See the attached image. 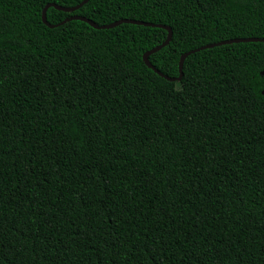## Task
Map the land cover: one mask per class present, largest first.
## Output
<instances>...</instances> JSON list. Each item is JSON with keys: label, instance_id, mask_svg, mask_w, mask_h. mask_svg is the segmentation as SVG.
I'll return each mask as SVG.
<instances>
[{"label": "trees", "instance_id": "16d2710c", "mask_svg": "<svg viewBox=\"0 0 264 264\" xmlns=\"http://www.w3.org/2000/svg\"><path fill=\"white\" fill-rule=\"evenodd\" d=\"M0 0V264H264V42ZM169 26L150 55L264 38V0H89Z\"/></svg>", "mask_w": 264, "mask_h": 264}, {"label": "water", "instance_id": "95a60500", "mask_svg": "<svg viewBox=\"0 0 264 264\" xmlns=\"http://www.w3.org/2000/svg\"><path fill=\"white\" fill-rule=\"evenodd\" d=\"M89 0H84L83 2H81L79 5L77 6H74V7H64V6H60V5H57L55 3H50L48 5L45 6V8L43 9V13H42V20L43 22L53 28V27H56V26H59V25H62L68 21H71V20H82V21H85L87 23H89L92 27L96 28V29H110V28H114L118 25H121V24H124V23H131V24H137V25H144V26H152V27H160V28H164L165 30L168 31V36H167V39L166 41H164L162 44L152 48L151 50L147 51L144 55H143V60L144 62L146 63V65L153 69L157 74H159L160 76L166 78L167 80H170V81H180L183 76H184V71H183V68H184V63H185V60L187 59L188 56H190L191 54H194L196 52H199L201 50H205V49H208V48H213V47H216V46H221V45H227V44H232V43H238V42H264V38H237V39H232V40H224V41H220V42H216V43H211V44H207V45H204V46H201L199 48H196V49H193L191 51H188L186 53H184L181 58H180V61H179V76L176 77V78H171L167 75H165L164 73H162L159 69H157L149 60V57L151 54L161 50L162 48H164L165 46H167L171 39H172V35H173V32H172V29L169 27V26H166V25H161V24H153V23H150V22H143V21H138V20H133V19H121L119 21H115L113 23H110V24H106V25H99L97 24L96 22L88 19V18H85V17H82V16H71L67 19H65L63 22L59 23V24H51L49 23L48 19H47V11L50 7H55L56 9L58 10H61V11H64V12H68V13H72L74 11H77L78 9H80L82 6H84Z\"/></svg>", "mask_w": 264, "mask_h": 264}]
</instances>
